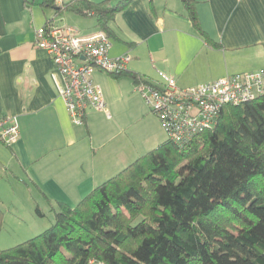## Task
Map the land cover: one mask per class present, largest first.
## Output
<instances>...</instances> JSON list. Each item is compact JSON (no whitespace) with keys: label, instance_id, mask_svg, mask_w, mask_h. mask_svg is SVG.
Segmentation results:
<instances>
[{"label":"crops","instance_id":"crops-1","mask_svg":"<svg viewBox=\"0 0 264 264\" xmlns=\"http://www.w3.org/2000/svg\"><path fill=\"white\" fill-rule=\"evenodd\" d=\"M151 1L153 11L149 0H133L110 23L109 57L129 54L131 60L126 75L94 72L109 118L90 108L77 126L51 78L49 55L35 46L36 31L56 17L36 0H0V118H14L19 131L12 146L0 145L1 208L12 195L14 209H30L34 192L51 207L74 208L166 141L127 73L159 81L160 72L190 88L264 70V0H194L201 29L216 47L192 27L181 0ZM86 18L64 27L82 37L97 32L95 19ZM21 193L29 194L24 202L16 197Z\"/></svg>","mask_w":264,"mask_h":264},{"label":"trees","instance_id":"trees-1","mask_svg":"<svg viewBox=\"0 0 264 264\" xmlns=\"http://www.w3.org/2000/svg\"><path fill=\"white\" fill-rule=\"evenodd\" d=\"M132 2L39 6L54 17H93L112 38L110 23ZM181 2L192 27L219 46L202 31L196 2ZM57 210L49 229L0 251V264H264V93L225 106L213 129L182 146L164 141L74 208Z\"/></svg>","mask_w":264,"mask_h":264},{"label":"built area","instance_id":"built-area-1","mask_svg":"<svg viewBox=\"0 0 264 264\" xmlns=\"http://www.w3.org/2000/svg\"><path fill=\"white\" fill-rule=\"evenodd\" d=\"M35 46L50 57L51 78L72 124L82 125L90 108L109 118L101 91L91 78L96 71L111 76L125 72L129 54L109 57L111 44L101 30L82 37L74 29L52 22L36 31ZM158 78L141 79L134 89L158 120L166 140L180 146L216 127L225 106L239 105L264 93V70L233 74L190 88H179L173 78L160 72ZM18 136L14 118H0V145L12 146Z\"/></svg>","mask_w":264,"mask_h":264},{"label":"rangeland","instance_id":"rangeland-1","mask_svg":"<svg viewBox=\"0 0 264 264\" xmlns=\"http://www.w3.org/2000/svg\"><path fill=\"white\" fill-rule=\"evenodd\" d=\"M41 0H36L37 3H40ZM118 0H114L116 3ZM45 12H49L44 10ZM50 13V12H49ZM44 14L45 17H50L51 14ZM66 16V19H64ZM64 17V18H63ZM70 19H80L85 20L87 18H80L74 14H63L54 18V24L57 25H69ZM29 194L21 193L19 196H16L20 201L27 199ZM30 199L32 203L35 204L32 207L22 206L21 209H14L12 203V195H10L7 200L8 203H5L3 208L0 207V211L3 215V220L0 225V251L13 248L19 244H22L49 229L54 220V213L58 211L56 207H51L47 205L41 196L37 193H32ZM7 199V198H6ZM34 200V201H33ZM35 207H38L39 211L42 213V216H37L35 214ZM20 215L22 219H16V216Z\"/></svg>","mask_w":264,"mask_h":264}]
</instances>
